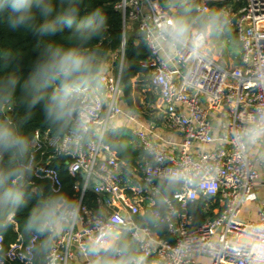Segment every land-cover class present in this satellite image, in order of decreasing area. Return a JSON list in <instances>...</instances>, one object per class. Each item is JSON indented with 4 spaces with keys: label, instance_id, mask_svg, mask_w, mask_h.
Instances as JSON below:
<instances>
[{
    "label": "clouds",
    "instance_id": "clouds-1",
    "mask_svg": "<svg viewBox=\"0 0 264 264\" xmlns=\"http://www.w3.org/2000/svg\"><path fill=\"white\" fill-rule=\"evenodd\" d=\"M81 3L82 0H60L59 5L55 0H0V13H7L9 29L32 32L45 42L23 83L15 72L0 75V264H7L13 254L3 246V237L33 196L36 203L23 219L27 244L20 255L23 264H51L61 237L81 220V198H73L57 187L31 190L36 175L33 140L22 122L7 114L8 107L16 103L23 105L27 115L39 109L44 122L60 134L61 140L68 135L73 150L100 137L103 129L94 120L107 103L108 71L96 45L104 37L106 18L100 8L81 15ZM169 3L175 12L165 22L154 25L150 35L146 34L147 46L161 56L163 63L171 65L185 52L199 60L210 42L230 36L231 18L225 10L204 8L198 0ZM64 28L73 29L66 41L53 39ZM12 56L10 50L0 53L5 62ZM234 138L243 146L242 156L248 160L247 150L264 143V104H257L247 115ZM123 148L127 149L126 143ZM143 159L152 167L165 162L164 154L155 145L146 150ZM253 162L264 163V157L256 155ZM69 170L80 171L71 166ZM219 171L214 164L190 163L163 169L152 177L156 181V203L133 220L118 212L97 216L91 234L80 245L81 256L87 258V264H161L158 257L144 254L146 234L164 230L165 214L170 215L176 207L177 192L192 187L210 192L211 181L206 178L218 176ZM81 176L86 191L94 170L85 168ZM222 244L213 241L204 251H220ZM230 247L243 254L248 264H264V221L252 222L242 236L230 241ZM195 249L190 241L178 243L167 264H178Z\"/></svg>",
    "mask_w": 264,
    "mask_h": 264
},
{
    "label": "built area",
    "instance_id": "built-area-1",
    "mask_svg": "<svg viewBox=\"0 0 264 264\" xmlns=\"http://www.w3.org/2000/svg\"><path fill=\"white\" fill-rule=\"evenodd\" d=\"M237 1L239 8L227 13L231 18L230 27L234 28L241 44L239 64L222 65L207 51L209 45L199 60L185 52L168 65L150 49L149 59L142 61L149 70L151 87L160 96L158 107L161 109L165 105L164 124L182 135L178 152L169 151L155 141L153 127L145 125L135 114L124 111L120 104L124 92L122 73L127 62L126 37L112 55V59L119 62V69L114 72L106 68L107 103L94 120V124L103 129L100 137L73 150L67 134L61 140L60 135L36 131L32 146L36 176L49 179L52 187L62 186L59 169L53 162L55 158L66 157L68 172L73 177L82 175L85 168L94 170L86 191L82 181L76 184L78 198L82 199L81 220L61 237L51 264L73 263L75 250L79 251L81 243L91 234L97 216L118 212L128 220L139 217L156 203V182L152 177L167 167L189 163L214 164L220 170L219 175L206 178L211 181L210 192L192 187L176 193V207L170 215L165 214V225L172 239L157 231L146 234L144 254L153 259L158 257L161 264H167L177 244L190 241L196 249L181 258L178 264H199V256H208L210 264H248L243 254L230 247V241L242 236L252 222L264 221V163L253 162L256 155L264 157V143L248 149V160H245L243 146L234 137L256 105L264 104V0ZM199 3L204 8H211L210 0ZM116 7L123 15L125 34L136 24L145 41L154 25L165 22L173 14L159 0H118ZM121 115L134 122L132 132L145 152L155 145L164 154L165 162L159 166L144 163L142 178L126 175L125 162L106 141L110 123ZM69 166L80 171L72 173ZM88 191L96 194L95 207L85 202ZM200 199L205 201V211L212 208L216 216L195 224L190 203ZM250 201L258 202L256 218L243 216L244 207ZM217 240L223 242L221 250L206 253L204 249ZM2 244L13 252L7 264H23L20 255L27 244L20 237L9 247L5 246L3 237ZM83 261L87 264V258L83 257Z\"/></svg>",
    "mask_w": 264,
    "mask_h": 264
},
{
    "label": "trees",
    "instance_id": "trees-1",
    "mask_svg": "<svg viewBox=\"0 0 264 264\" xmlns=\"http://www.w3.org/2000/svg\"><path fill=\"white\" fill-rule=\"evenodd\" d=\"M118 0H82L81 3V15L89 12L93 9L100 8L103 15L106 18V30L104 37L97 42L96 47L100 50L104 57V63L117 52L125 37L126 40V65L122 73V84L124 85V94L129 104H132V88L133 78L136 76L144 75V78L150 76L149 70L142 65V61L149 59L151 50L147 46L146 41L140 37L141 35L129 36L128 32L125 34L123 15L121 11L116 7ZM162 6L174 13L169 0H159ZM55 3L59 5L60 0H55ZM7 13H0V53L11 51L13 56L5 62L0 59V75H4L6 72H15L20 77L21 83L29 76L34 61L42 52L45 42L35 34L23 29L11 30L7 27L5 18ZM73 29L64 28L63 31L57 32L53 39L65 42L67 36L72 33ZM64 38V39H63ZM230 38L232 43L231 47L235 50L236 62H240L239 49L241 44L237 38L236 32L231 31ZM21 94V90L17 89V95ZM8 107L7 114L11 115L14 119L22 122L23 128L26 134L33 140L35 133L38 129L44 132H50L53 136H59L52 127L44 122L43 115L39 109L27 115L22 104L16 103ZM131 134V133H130ZM133 137V135H130ZM106 141L111 144L114 149L122 150L123 135L119 131H108L106 135ZM120 147H117V146ZM38 156V155H37ZM66 157L53 159L55 166L59 169L60 179L62 182L61 189L68 193L73 198L79 197V192L76 189L78 181H82V176L73 177L68 172V164L66 163ZM156 182V181H155ZM40 188H45V191L52 188V183L49 179H43L38 176H34L32 191H37ZM96 194L93 191H88L85 196V202L90 206H96ZM36 203V197L30 200L28 207L21 210L16 217L15 224L12 229L4 236V243L6 247L11 246L20 237L25 243L26 239L23 235L22 226L23 219L27 216L30 208ZM190 212L194 214V223L200 224L207 218L215 217L216 214L212 211H205V201L203 199L196 200L190 203ZM163 231H157L163 237L171 238L166 225H163Z\"/></svg>",
    "mask_w": 264,
    "mask_h": 264
},
{
    "label": "crops",
    "instance_id": "crops-1",
    "mask_svg": "<svg viewBox=\"0 0 264 264\" xmlns=\"http://www.w3.org/2000/svg\"><path fill=\"white\" fill-rule=\"evenodd\" d=\"M202 0H198V2H201ZM211 8H220L225 10L226 12L234 9L237 10L239 8V3L237 0H210ZM175 12V9H173ZM131 25V29H134ZM231 29L235 32L234 28L231 27ZM131 36L138 35L137 33L129 34ZM225 40H228V45L232 49V56L235 59V64H239L240 62H236L235 58V50L231 47V39L230 38H224ZM223 39V40H224ZM241 48L239 49L240 53V60H241ZM214 49H209V53L218 60L219 63L226 66L219 58L218 53L215 52ZM227 56V54H225ZM230 59H232L230 57ZM230 67V66H227ZM105 68L110 69L114 72H116L119 69V62L115 59H108L105 63ZM150 76L147 78H144V75L142 76H136L133 78V88H132V104H129L127 98L125 97V94L123 92L120 104L124 111L127 113H133L135 114L145 125L152 126L154 129L155 134H153V139L157 141L158 143L162 144L165 148H167L169 151L172 152H178L179 151V144L182 140V135L180 133H177L164 124V118H163V108H165V105H163V108H159L158 104L160 103V96L156 90H154L150 85ZM123 91H124V85H123ZM134 122L129 120L125 115L118 116L115 118L111 123L108 131H119L123 135V144H127V149L125 150L122 145V150L118 152L121 159L125 162V172L126 175L130 178H142L143 177V166L146 162L143 157L146 155V152L144 151L139 139L134 135L132 132V126ZM131 133V134H130ZM130 135H133L131 137ZM142 180V179H141ZM75 260L72 264H84L83 257L81 256L80 252L76 249L75 250ZM199 264H206L210 263V258L208 256H199L198 257Z\"/></svg>",
    "mask_w": 264,
    "mask_h": 264
},
{
    "label": "rangeland",
    "instance_id": "rangeland-1",
    "mask_svg": "<svg viewBox=\"0 0 264 264\" xmlns=\"http://www.w3.org/2000/svg\"><path fill=\"white\" fill-rule=\"evenodd\" d=\"M133 27H135L134 29H131L132 32H129L130 30H128L127 32H129V34H134L137 33V25L134 24ZM224 38H220V39H214L212 42L209 43V49L213 50L214 49L217 51H215L216 53H218L220 60L226 65V66H232L235 65V59L232 56V49L229 47L228 45V40H223ZM209 49L207 51H209ZM227 54V56L225 55ZM230 57L232 59H230ZM258 207V202H248L245 205V210L243 211V216L245 218H256V210ZM252 210V212H250ZM206 264H210L209 262Z\"/></svg>",
    "mask_w": 264,
    "mask_h": 264
}]
</instances>
